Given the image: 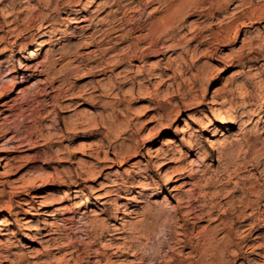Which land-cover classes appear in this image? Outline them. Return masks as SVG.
I'll use <instances>...</instances> for the list:
<instances>
[{
	"label": "rangeland",
	"instance_id": "374dc122",
	"mask_svg": "<svg viewBox=\"0 0 264 264\" xmlns=\"http://www.w3.org/2000/svg\"><path fill=\"white\" fill-rule=\"evenodd\" d=\"M177 6L181 20L167 34L161 24ZM74 8L91 28L77 29ZM52 19L58 24L45 28ZM11 52L0 74L20 61L43 72L27 73L23 86L15 87L21 74L0 81V197L23 208L16 237L1 225L0 264H138L142 254L146 264L155 254L161 264L192 263L191 248L177 244L181 232L199 248L213 233L225 245V223L237 217L231 237L245 248L235 264H264V215L254 230L240 216L264 192V0H0V58ZM84 139L98 145L78 153ZM29 142L33 149L19 148ZM174 167L184 175L164 189L163 173ZM34 179L44 183L38 195H51L45 204L28 193ZM123 180L137 187L125 192ZM67 187L81 193L60 201ZM46 210L53 217L44 212L24 230L25 219ZM9 218L0 212L1 223ZM46 219L53 226L39 231ZM105 222L110 231L89 246ZM57 228L79 252L53 250L43 236ZM124 245L140 254L117 250Z\"/></svg>",
	"mask_w": 264,
	"mask_h": 264
},
{
	"label": "bare ground",
	"instance_id": "6f19581e",
	"mask_svg": "<svg viewBox=\"0 0 264 264\" xmlns=\"http://www.w3.org/2000/svg\"><path fill=\"white\" fill-rule=\"evenodd\" d=\"M3 1V0H2ZM116 1V0H115ZM134 2V1H133ZM122 3V2H121ZM132 3V2H131ZM130 3V4H131ZM186 3V2H185ZM184 3V4H185ZM14 4V3H13ZM117 5V4H116ZM119 6V8H121V4H118ZM123 5V4H122ZM10 6V5H9ZM243 5H241V7H242ZM73 7H77L76 5H74ZM124 7V6H123ZM178 8H177V10L172 14H169V17H167V20L165 21V24H161V25H164V27H165V30H166V33L167 34H169L170 33V29L175 25V24H177V23H179L180 22V20H181V16L179 17V21H177L176 20V17L177 16H175V14H178L179 13V10H180V8L179 7H181V6H177ZM133 8V7H132ZM74 10H76V15L77 16H81L80 18H76L75 20H74V23L76 24V27H77V29H80V30H82V31H86V30H88L89 28H91V25H89V24H83V23H87V22H90V18H88V16L87 15H85V14H83V11L81 10V8H74ZM119 10V9H118ZM117 10V11H118ZM84 13H87V12H85L84 11ZM121 19V18H120ZM64 20V19H63ZM67 21V20H66ZM70 21V20H69ZM118 21V20H117ZM162 21V20H161ZM121 22V24L119 25V28H120V26H123L124 24L122 23V21H120ZM116 23V22H115ZM119 23V22H118ZM48 24V23H47ZM55 24H58L57 22H55V20H51V21H49V24L48 25H46L45 26V28H47V27H52L53 25H55ZM60 25V24H59ZM116 25V24H115ZM126 25V24H125ZM113 27V26H112ZM111 27V28H112ZM117 27V26H116ZM115 27V28H116ZM160 27V26H159ZM114 28V27H113ZM115 28L114 29H112V30H115ZM161 28V27H160ZM163 28V27H162ZM118 29V28H117ZM101 30V29H100ZM120 29H118V31H119ZM152 30V29H151ZM150 30V31H151ZM161 30V29H160ZM97 31V30H96ZM102 31V30H101ZM101 31L100 32H98V33H101ZM105 31V30H104ZM104 31H103V33H104ZM117 31V30H116ZM117 31V32H118ZM172 31V30H171ZM157 32V31H156ZM155 32V33H156ZM43 34H41L38 38H37V42L38 41H40V40H42L45 36H47V32H42ZM108 33H110V32H108ZM113 33V32H112ZM158 33V32H157ZM102 34V33H101ZM114 34V33H113ZM151 34V33H150ZM108 35H110V34H108ZM159 35H160V33H159ZM102 36V35H101ZM107 37V36H106ZM36 42V44H37V46L38 45H40V44H38ZM156 46V45H155ZM14 57H15V54H13V52H11V55H8V56H6L5 58H0V62L1 63H6V62H8V61H12V59H14ZM29 59H35V54H34V52L33 51H31L30 52V56H29ZM31 73L30 75H29V77H33V76H35V75H38V74H41L42 72H43V70H42V66L41 65H35V64H31V62L29 61V62H24V61H20L19 62V67H18V69H14V68H11L10 69V71L7 73V74H0V81H4V79H7V78H9V77H11L12 75H14L15 73L16 74H21V75H23V78L21 79V80H18V82H17V85L15 86V87H18V86H23V85H25L26 83H28V79H29V77H27V73ZM26 75V76H25ZM119 79V78H118ZM125 82V81H124ZM124 82H121V80H119V81H117V82H115V84L113 85V87H120V85H121V83H124ZM37 82H35V85H37L36 84ZM38 86H39V84H38ZM112 87V86H111ZM14 89H16V88H14ZM2 93V92H1ZM1 95V94H0ZM258 96V98H261V97H264V89L262 88L261 89V91L259 92V94L257 95ZM1 97H3V96H1ZM255 107H257V105H254ZM165 128V127H164ZM159 131V130H158ZM162 130H160L159 132H161ZM264 131V130H263ZM261 134H264V132H261ZM259 137V136H258ZM13 138H15V136H13ZM191 138V137H190ZM249 139V138H248ZM11 140V139H10ZM251 140V139H250ZM168 142V141H167ZM171 144V143H170ZM26 145H30L31 147L29 148V149H33L35 146H34V144L32 143V142H29V144H21L20 146H19V148L20 147H24V146H26ZM98 145V142H96V140H92V139H84V140H81L80 142H79V150H78V153H84V152H86V151H89V150H92L95 146H97ZM168 145V144H167ZM188 145L190 146V147H192V148H194V150H195V152H198V149L200 148H198V144L197 143H195V142H193V141H188ZM28 149V150H29ZM226 149H223V153H225L226 154ZM220 152V151H219ZM136 153V152H135ZM177 153H179V151L178 152H172V155H174L173 157H170V163H174L175 165H178L179 163H181L182 161H183V158H181V157H176L175 155L177 154ZM231 153V152H230ZM220 154H222V153H220ZM182 155V154H181ZM221 156V155H220ZM219 156V157H220ZM222 156H223V154H222ZM225 156V155H224ZM227 156V155H226ZM229 156V155H228ZM231 158V157H230ZM111 159V154L109 153V152H106V156H105V160L106 161H109V162H111V163H115L116 162V160L114 159V160H110ZM98 162H101V157L100 156H97V159H96ZM222 160V159H221ZM227 161V160H226ZM0 162L1 163H4V162H6V160H5V158H3V157H1L0 158ZM230 162H232V160H229V163ZM226 164V163H225ZM229 169V168H228ZM227 169V170H228ZM229 171V170H228ZM227 171V172H228ZM9 172V171H8ZM182 175H184V171L181 169V168H179V167H174L173 168V170H167L166 172H164L163 173V176H164V178H165V181H164V185L166 186V187H164V189H169L170 188V185H171V183L172 182H174L175 181V178L176 177H178V176H182ZM228 177H230V175H228ZM231 178V177H230ZM228 180H230V179H228ZM222 181V180H221ZM23 182V181H22ZM39 182V180H31L30 181V183H31V186H30V191H28V193L30 194L31 193V197L33 198V199H36V198H39L40 200L41 199H44L43 201H41L40 202V205L41 204H45V202L47 201L48 202V200L50 201V197H51V195L50 194H42V195H38V192H39V190L40 189H38L39 187H44V183L42 182V184H37ZM227 182V181H226ZM36 183V184H35ZM113 183H114V181H113ZM2 183L0 182V185H1ZM122 186V188H123V190L125 191V192H127V191H129V189L130 188H132V187H137V186H135V184H134V182L133 181H125V180H123V184L121 185ZM145 188V187H144ZM70 188H68L67 187V190H65L64 192H63V197L61 198V199H59L60 201H62V200H65V199H70L71 197H72V195L73 194H75L76 195V197H77V195L79 194V193H81V190H79V189H77L76 188V190H69ZM49 195H50V197H49ZM257 196V195H256ZM100 197V196H99ZM105 197V196H104ZM72 198H74V197H72ZM100 199V198H99ZM102 199V198H101ZM105 199V198H104ZM166 199L167 198H165V202H166ZM46 200V201H45ZM54 198H51V202H49V204H53L54 203ZM58 200V201H59ZM263 202H264V192L262 193V194H260V196L257 198V200L256 201H251V200H248V202L246 201V207H245V210L243 211V212H240V216L241 217H243L244 218V222H247V221H250V224H248L249 225V227H250V229L251 230H254L255 229V221H257V219L259 218V216H261V215H264V209H263V207H264V204H263ZM15 203H18L19 205L21 204L19 201H15L14 199H12V198H9L8 200H4V198L3 197H0V212L2 211V212H6L8 215H10L12 218H9V219H5L2 223L0 222V239H1V237L2 236H4L5 235V228L3 229L2 227H1V225H3L4 224V226L5 227H7V228H9L8 229V232H9V234L12 236V237H16L17 235H18V231H17V229L16 228H12L11 229V227H14L15 225H18V222H19V220H21V218H19V215H20V213H21V211H23V208H21L19 205H15ZM47 204V203H46ZM190 207V206H189ZM210 207V206H209ZM191 208V207H190ZM201 209H202V207H200ZM115 209V213L116 214H120V211H119V208H114ZM195 209V208H194ZM214 209V208H213ZM107 210V209H106ZM110 210V209H109ZM107 211V213L109 212H111V211ZM215 210V209H214ZM64 211L65 212H71V205H68V206H65L64 207ZM246 211H250V213H248V214H246ZM45 212V215L46 216H49V217H53V215L54 214H52V211H50V210H46V211H42V212H36V213H34L33 214V218H31V219H25L24 220V230L26 229V230H28V225H29V223H31V222H39V218H38V216L40 215V214H43ZM181 212V211H180ZM210 212V211H209ZM212 212V211H211ZM76 213V212H75ZM79 214H80V219L81 220H86L87 218H88V216L86 215V212H78ZM32 214V213H31ZM210 214V213H209ZM113 215V214H112ZM187 216V215H186ZM198 216V215H197ZM197 216L195 215L192 219H194V218H197ZM234 216V215H233ZM199 217V216H198ZM202 217V216H201ZM118 219H120V217L118 218ZM234 220V219H233ZM240 217H237V220H234V221H229L230 222V225H229V223H225V226H226V228H228V234H226V235H228L227 237H228V241L226 242V244L225 245H222V244H216L215 245V240H214V237L212 236V235H209V236H207L205 239H204V244H203V246L202 247H198L197 245L196 246H194V244L190 241V240H187V236H186V232L184 231V232H181L182 233V237L183 238H181V240H179L178 242H177V244L178 245H180V247H182V250H186L187 248H191V251L188 253V257H187V259H194V258H197L198 257V259H196V261L195 262H190V263H187L186 261H185V259L183 260V261H180V262H178L177 264H202L205 260H207V261H209L210 262V264H235V262H237V260L242 256V254L244 253L243 252V250H244V248L245 247H242L241 245H239V244H236L235 242H234V239L231 237V233L233 232V230L235 229V227H237L238 226V224L240 223ZM61 221H62V225L63 224H66V222L67 221H70L71 223H72V219H70V218H67V217H64L63 219H61ZM80 223V222H79ZM44 227L43 228H40L39 229V231H45L46 229H47V227H50V226H53V224H51V222L48 220V219H46L45 221H44ZM241 224V223H240ZM74 226V225H73ZM72 225L71 226H68L67 224H66V226H64V231L65 230H71L72 229V227H73ZM239 227V226H238ZM99 228H100V233H99V235H98V233H96L95 235H96V237L95 238H93L92 240V243H90V245L89 246H91L92 244L94 245L96 242H97V240L99 239V238H102L103 237V235L106 233V232H108V231H110L109 229V226L106 224V222L105 223H101L100 225H99ZM76 230H77V228H75ZM93 230V229H92ZM226 231H227V229H226ZM262 231H264V228H263V230ZM85 235V234H84ZM263 232H261V235H259V238L260 239H264L263 238ZM66 236H70L69 234H68V232L67 233H65V232H63V230H61V229H55V230H52V231H50V232H48L47 234H45L43 237L44 238H48L47 239V242H51V241H53V250H55V249H59V250H61V249H65L66 247H68V248H73V251L70 253V255L71 254H75V253H77V252H79L80 251V248H76L74 245H75V243H68V244H66V242H63L62 240L63 239H65V237ZM85 236H87L86 237V239H89L88 238V234H86ZM91 236V235H90ZM233 236V235H232ZM11 237V238H12ZM67 237V238H68ZM93 237V236H92ZM174 237H175V235H174ZM91 241V240H90ZM89 241V242H90ZM173 241V240H172ZM82 243V242H81ZM173 243V242H172ZM195 243V242H194ZM169 244V243H168ZM65 246V247H64ZM177 246V245H176ZM134 247V246H133ZM133 247L131 248V247H127V245H124V246H122L121 248H117V250H127V251H124V253L126 254V253H128V254H130V256H133V257H135V256H137V255H139L140 253L138 252V250L136 251L135 249H133ZM175 247V246H174ZM232 248H235L234 250L232 249ZM114 249H116V248H114ZM145 250V249H144ZM129 252H131V253H129ZM145 252V251H144ZM182 252V251H181ZM158 253V252H157ZM150 254V253H149ZM179 254V253H178ZM185 254V253H184ZM79 257H81V255H79ZM100 257L101 258H104L105 257V255H100ZM155 257H158L157 259H159V256H156V254H155ZM154 257V258H155ZM161 257V256H160ZM150 258V256H147V255H141L139 258H138V256H137V263L138 264H146V261L148 260ZM185 258V257H184ZM151 259V258H150ZM156 258L154 259V264H161V262H159L158 260H157ZM177 260V259H176ZM179 260H182L181 258L179 259ZM134 261V260H133ZM161 261V260H160ZM193 261V260H192ZM151 264V263H150ZM153 264V263H152ZM170 264V263H169ZM176 264V263H175Z\"/></svg>",
	"mask_w": 264,
	"mask_h": 264
}]
</instances>
